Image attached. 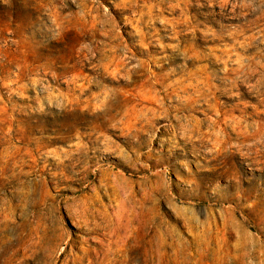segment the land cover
<instances>
[{
  "label": "rangeland",
  "instance_id": "1",
  "mask_svg": "<svg viewBox=\"0 0 264 264\" xmlns=\"http://www.w3.org/2000/svg\"><path fill=\"white\" fill-rule=\"evenodd\" d=\"M183 1L0 0V63L10 67L16 86H29L13 102L29 104L30 112L6 117L13 132L24 119L28 148L24 159L20 153L10 165L0 164V264H39L23 254L20 241L56 228L74 247L45 264H108L110 251L129 239L142 252L148 239L162 246L163 235L170 255L158 250L149 264H264V161L248 164L238 155L232 166L216 160L162 131L171 123L164 117L137 134L118 130L98 107L103 91L130 87L126 72L115 73L93 57L101 49L110 53L123 42L138 59L149 52L160 58L155 71L182 74L200 64L217 67L194 62L184 50L219 51L257 33L264 22L254 23L251 0ZM172 22L179 24L176 33ZM146 31L152 37L143 44ZM179 42L181 49L172 47ZM254 44L264 49V38ZM20 71L26 72L21 79ZM2 92L9 96L8 88ZM199 110L195 114L204 117ZM4 117L0 111V121ZM122 150L132 159L144 157L133 163ZM219 167L226 174L218 176ZM77 197L88 209L84 226L67 207ZM98 211L105 226L92 229ZM7 234L14 238L10 244Z\"/></svg>",
  "mask_w": 264,
  "mask_h": 264
},
{
  "label": "bare ground",
  "instance_id": "2",
  "mask_svg": "<svg viewBox=\"0 0 264 264\" xmlns=\"http://www.w3.org/2000/svg\"><path fill=\"white\" fill-rule=\"evenodd\" d=\"M250 2L256 4L253 10L258 16L254 23L264 21V0ZM143 18L144 15L141 14V20ZM178 26V23L172 22L175 33L178 31ZM219 36L224 37L223 33ZM150 37L152 35L149 31L142 33L143 44L150 43L148 41ZM240 38L244 40L241 41ZM240 38H236L232 43H226L219 51L217 47L208 52L197 50L190 53L187 49L184 50L183 54L194 62L212 61L217 67L211 68L207 63L200 64L182 74L177 68L163 72L155 71L152 64L160 61V58L149 52L146 59H138L133 49L123 42H117L110 53L101 49L98 53H94L93 57H99L102 65L115 73L126 72L130 87L103 91L98 96V107L101 108V112L108 115L110 125L118 130L123 128L131 134H137L156 126L157 117H164L170 119L171 123L163 126L162 131L184 137L194 150L203 147L206 153L214 155L216 160L224 158L226 163L229 165L232 163V166L238 155L247 158L248 164L263 162L264 49L255 45L254 41L264 38V22L257 33L242 35ZM181 46L180 42L172 45L173 48L179 49ZM254 48L257 52L251 53L250 50ZM135 60L139 62L134 63ZM35 66L37 65L29 66V70H36ZM176 74L180 75L175 76ZM25 75V71L16 74L19 79ZM39 81L40 79L34 78V86H37ZM15 83L16 79L10 67L0 63V101L4 103L0 105V111L5 115L0 121V164L2 165H10L20 153L21 158L24 159L23 150L28 148L22 144L27 136L23 125L24 119L20 120L19 131L13 132L6 118L10 116L16 118V115L24 114L29 108V104L13 102L17 93L25 96L29 89L27 85L16 86ZM3 88H8L10 92L8 97L4 96ZM76 103L79 104L78 99ZM199 109H202L204 117L195 114L201 111ZM25 114L29 115L30 112ZM122 124L127 126H121ZM122 155L133 163L144 157V154H138L132 159L124 150ZM60 159L65 160L63 157ZM219 168L222 169L218 171V176L226 174L224 167ZM73 203L67 207L71 216L76 219L75 224L86 225L88 209L85 203L79 197L74 198ZM102 214L104 212L101 211L93 214L95 227L92 229L105 226L106 216ZM157 231L155 225L149 229L148 236L152 238ZM11 239L14 238L9 234L5 235V241L8 240L9 244ZM163 240L164 244L158 249L153 246L151 239L146 240L149 249L140 252L134 249V242L129 239L120 247L110 251L108 264H149L150 261L155 262L158 250L168 258L169 243L164 235ZM20 242L24 244L23 254L41 261L38 262L39 264H45L42 260L55 256L59 250V257H62L74 247V240L65 233L57 232V228L45 234H27ZM9 248L13 249L12 245L5 247L6 250Z\"/></svg>",
  "mask_w": 264,
  "mask_h": 264
}]
</instances>
